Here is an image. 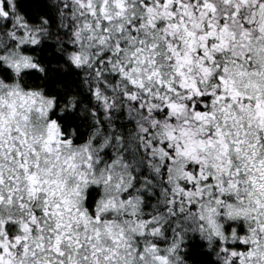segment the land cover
<instances>
[{
    "label": "snow or ice",
    "instance_id": "6c2138e0",
    "mask_svg": "<svg viewBox=\"0 0 264 264\" xmlns=\"http://www.w3.org/2000/svg\"><path fill=\"white\" fill-rule=\"evenodd\" d=\"M0 264H264V0H0Z\"/></svg>",
    "mask_w": 264,
    "mask_h": 264
}]
</instances>
